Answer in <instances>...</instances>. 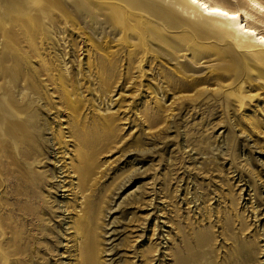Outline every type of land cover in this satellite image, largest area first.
I'll return each instance as SVG.
<instances>
[{"label": "rangeland", "instance_id": "374dc122", "mask_svg": "<svg viewBox=\"0 0 264 264\" xmlns=\"http://www.w3.org/2000/svg\"><path fill=\"white\" fill-rule=\"evenodd\" d=\"M210 1L264 34V0ZM17 177L38 264H78L83 196L104 264H264V51L181 0H0V264Z\"/></svg>", "mask_w": 264, "mask_h": 264}, {"label": "bare ground", "instance_id": "6f19581e", "mask_svg": "<svg viewBox=\"0 0 264 264\" xmlns=\"http://www.w3.org/2000/svg\"><path fill=\"white\" fill-rule=\"evenodd\" d=\"M185 2L188 6L193 7L197 10H199L204 16L214 18L217 20L224 21L226 23H232L234 24L235 31L239 33L242 36L252 38L253 45L262 51H264V34H262L259 30L254 28L253 26L249 25L250 17L246 13L244 9H237V10H230L225 8L222 5L212 3L210 0H181ZM253 6H255L260 12H263L264 9L259 6L257 3H253ZM224 13V14H221ZM27 156L26 158H28ZM71 173H74V175H77L79 173V170H82L80 175H77V181L78 184L76 186L79 193L83 194L84 192L89 190V170L88 168L84 167L83 169H80V166H74L71 167ZM62 173H65L61 169ZM61 173V174H62ZM65 177V176H63ZM54 178V177H53ZM18 184H21L24 189H27L26 192L20 193L18 195L17 204L13 208V217H14V264H38L35 260L36 257L33 256L32 249L35 246L36 247V241L34 239H37L34 234V232L39 233L40 229H37V225L35 222H37V219L39 220L41 215L46 214L47 210L45 207L40 206L44 212L36 213L33 209L30 207H24L18 205L19 201L24 200L28 204H32L34 201V198L32 196L33 193V187L35 186V183L30 181L29 178H16ZM15 183V182H14ZM59 185V184H58ZM38 187V186H37ZM40 187V186H39ZM62 192L65 191L64 186H58ZM22 190V189H21ZM61 192V191H60ZM91 192V191H90ZM83 196V195H82ZM89 197V196H88ZM83 196V202L81 205V212L82 215L76 220V222L71 225V228L74 233H84V238L82 237V240L79 241V246L76 249L77 255H78V264H104L100 261V254L103 253H110L112 257L118 255L119 251H121L117 247L110 248L108 250L106 249H100L99 241L94 238V228L91 230L90 236L88 235L90 229L88 228L89 224H93L95 222L96 216H97V209L94 205H92L90 197ZM16 202V201H15ZM75 206V204H74ZM23 218V222L26 227V231L28 234V238L26 241V244L21 249L19 246V240H20V220ZM90 225V226H91ZM93 226V225H92ZM104 233V236L106 234H109V237L107 238V243L110 242L108 245H112L115 239V236L120 233L115 230L111 231V233L106 232L105 229H102ZM126 231V230H125ZM93 232V235H92ZM72 233V232H71ZM92 237V238H91ZM89 238V239H88ZM125 246V244L123 245ZM158 250H154L152 254H156ZM24 255V259H22V256ZM135 255V254H134ZM139 256V255H138ZM153 256H150V252L148 253H141L140 259L142 258L144 261L143 264H149L151 261H153ZM171 256V255H170ZM135 257V256H134ZM138 259V258H137ZM141 259V260H142ZM112 261V259H110ZM118 260H113L112 263L116 264ZM129 263V262H128ZM127 262H124V264H128Z\"/></svg>", "mask_w": 264, "mask_h": 264}, {"label": "snow or ice", "instance_id": "6c2138e0", "mask_svg": "<svg viewBox=\"0 0 264 264\" xmlns=\"http://www.w3.org/2000/svg\"><path fill=\"white\" fill-rule=\"evenodd\" d=\"M221 14H224V13H221Z\"/></svg>", "mask_w": 264, "mask_h": 264}]
</instances>
